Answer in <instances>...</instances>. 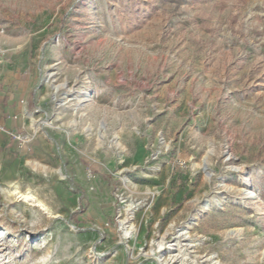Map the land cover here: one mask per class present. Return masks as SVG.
Instances as JSON below:
<instances>
[{
  "label": "rangeland",
  "instance_id": "rangeland-1",
  "mask_svg": "<svg viewBox=\"0 0 264 264\" xmlns=\"http://www.w3.org/2000/svg\"><path fill=\"white\" fill-rule=\"evenodd\" d=\"M7 109L0 264H264V0H0Z\"/></svg>",
  "mask_w": 264,
  "mask_h": 264
},
{
  "label": "crops",
  "instance_id": "crops-1",
  "mask_svg": "<svg viewBox=\"0 0 264 264\" xmlns=\"http://www.w3.org/2000/svg\"><path fill=\"white\" fill-rule=\"evenodd\" d=\"M28 86V85H27ZM24 87L23 90L21 91H14V94H13V98L14 99H17L19 97H28V94H27V89L28 87ZM26 94V95H25ZM13 111L9 109V112H8V109L6 110V113H3L0 111V124L5 126V127H8V126H12L13 125V118L11 115H13Z\"/></svg>",
  "mask_w": 264,
  "mask_h": 264
},
{
  "label": "built area",
  "instance_id": "built-area-1",
  "mask_svg": "<svg viewBox=\"0 0 264 264\" xmlns=\"http://www.w3.org/2000/svg\"><path fill=\"white\" fill-rule=\"evenodd\" d=\"M5 131H6L5 126L0 124V133H3ZM9 135L15 138V140L17 141L23 140V138L20 135H17L13 129L9 131Z\"/></svg>",
  "mask_w": 264,
  "mask_h": 264
},
{
  "label": "bare ground",
  "instance_id": "bare-ground-1",
  "mask_svg": "<svg viewBox=\"0 0 264 264\" xmlns=\"http://www.w3.org/2000/svg\"><path fill=\"white\" fill-rule=\"evenodd\" d=\"M24 199L26 200V201H28V202H30V201H33L34 202V197L32 196V195H30V194H26V195H24ZM39 204H40V206L42 207V208H44V209H46L47 210V208H46V206L44 205V204H42L41 202H39ZM129 234H131V231L128 229V227L126 228V235H129Z\"/></svg>",
  "mask_w": 264,
  "mask_h": 264
}]
</instances>
